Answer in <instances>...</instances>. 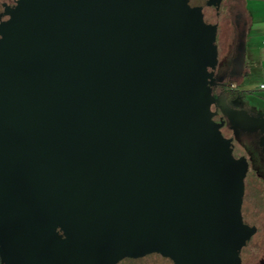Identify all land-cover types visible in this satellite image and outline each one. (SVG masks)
Wrapping results in <instances>:
<instances>
[{
    "label": "water",
    "instance_id": "1",
    "mask_svg": "<svg viewBox=\"0 0 264 264\" xmlns=\"http://www.w3.org/2000/svg\"><path fill=\"white\" fill-rule=\"evenodd\" d=\"M220 2L15 0L0 21V264H241L248 163L222 126L264 115L213 92Z\"/></svg>",
    "mask_w": 264,
    "mask_h": 264
},
{
    "label": "trees",
    "instance_id": "2",
    "mask_svg": "<svg viewBox=\"0 0 264 264\" xmlns=\"http://www.w3.org/2000/svg\"><path fill=\"white\" fill-rule=\"evenodd\" d=\"M226 1L227 0H221L218 5L219 22L215 40V44L217 45L218 49V62L215 69L214 84L212 88L213 92L217 91V93L222 94V96L226 99L227 103L230 104L233 99L243 96L246 93V90L241 88L240 86L242 84V77L244 75L246 67V31L241 29L236 21L231 20V22H229L230 19H228V15L226 13L228 9H231L232 7H235L237 6V4H239L238 0H231L229 4ZM242 5L243 7H245V0H242ZM224 19H228V22L230 24L228 30H223L221 27V22ZM204 63L205 61L202 58L193 59V64L195 65L203 66ZM228 80H236L237 86H227ZM240 107L252 111L250 106L245 102H243ZM252 113L255 114V112L253 111ZM214 118L217 119L216 116ZM224 127L227 128L229 132H231L230 128L226 124ZM230 135L234 136V155L237 156L239 154H243L246 157V161L248 163V170L246 176L250 174V178L253 180V195L255 196V198L252 202L244 201L245 203H242V214L244 213L245 208L251 209L253 213L251 223L256 226L257 231L260 229L259 216H262V221L264 224V213L260 214L264 211V191L257 185L258 179H262L264 181V166L260 163L258 152L251 142L239 137L238 135H235L233 132H231ZM236 143L238 148H240V152L238 153L234 152V149L236 148ZM117 264H174V262L170 258L162 256L158 253H150L136 258L128 257L126 259L120 260Z\"/></svg>",
    "mask_w": 264,
    "mask_h": 264
},
{
    "label": "crops",
    "instance_id": "3",
    "mask_svg": "<svg viewBox=\"0 0 264 264\" xmlns=\"http://www.w3.org/2000/svg\"><path fill=\"white\" fill-rule=\"evenodd\" d=\"M245 10L249 24L245 40L246 67L240 86L246 93L241 97L253 112L264 115V0H245Z\"/></svg>",
    "mask_w": 264,
    "mask_h": 264
},
{
    "label": "rangeland",
    "instance_id": "4",
    "mask_svg": "<svg viewBox=\"0 0 264 264\" xmlns=\"http://www.w3.org/2000/svg\"><path fill=\"white\" fill-rule=\"evenodd\" d=\"M231 0H227L226 2L229 4ZM237 6L232 7L231 9H228V11L226 12L228 15V19H230L229 22L232 21H236L239 25V27L241 29H243L244 31H246L248 24H249V17L247 15V12L245 10V7H243L242 5V0H238ZM237 16V19H236ZM227 20H223L221 22V27L223 30L227 29L230 26L229 22ZM218 94V93H217ZM244 102V99L240 96L237 97L235 99H233L230 103L231 106L234 107H240V105ZM224 133L226 134H231V132H229V130L227 128H223ZM241 134L243 136H248L245 135L246 133L241 132ZM235 153L240 152V148H238L237 143H236V148L234 149ZM264 172V170H263ZM254 177V176H253ZM258 179V178H257ZM258 187L263 189L264 191V181L262 179H258V183H257ZM254 192V185H253V180L250 178V174H248V176L245 177V194H244V199L243 202H252L255 198V196L253 195ZM244 202V203H245ZM250 210V211H248ZM264 213L261 212L260 214ZM244 217L249 220L252 221V211L251 209H244ZM262 216H259V223H260V229L257 230L251 237L250 243L247 247H245L243 249V251L245 250L247 253H250L249 255H247V257L245 258L243 264H257L259 261V258L263 257L264 255V224L262 221Z\"/></svg>",
    "mask_w": 264,
    "mask_h": 264
},
{
    "label": "flooded vegetation",
    "instance_id": "5",
    "mask_svg": "<svg viewBox=\"0 0 264 264\" xmlns=\"http://www.w3.org/2000/svg\"><path fill=\"white\" fill-rule=\"evenodd\" d=\"M14 5H15V0H0V21H1V18L4 16L5 12L9 9L10 10L13 9ZM214 94H217V91H215ZM220 116H221V113L218 112V114L216 115V117H217L216 120H218L220 118ZM225 124L230 128V131L233 132L235 135H238L239 137H241V138H243V139H245V140H247L253 144V146L256 148V150L258 152L259 161L264 166V143H263L264 129H263L262 125L255 122V121H246V120H234L232 122V125H229L227 120H226L224 125L222 126V132L225 136L232 137V138L234 137L233 135H229V134L224 133L223 128H224ZM241 132L246 133L245 135H248V136H243L241 134ZM240 155H243V154H239L237 156H240ZM243 221L249 225H253V223H251V221L247 220L244 216H243ZM251 237H250V239H251ZM249 242H250V240H249ZM249 242H248V244H249ZM247 245H245V246H247ZM245 246H243L241 251H240L241 264H243L247 255L250 254V253H247L245 250L243 251ZM257 264H264V255H263V257L259 258V262Z\"/></svg>",
    "mask_w": 264,
    "mask_h": 264
},
{
    "label": "built area",
    "instance_id": "6",
    "mask_svg": "<svg viewBox=\"0 0 264 264\" xmlns=\"http://www.w3.org/2000/svg\"><path fill=\"white\" fill-rule=\"evenodd\" d=\"M227 85H228L229 87H236V86H237V83H236L235 80H229V81L227 82Z\"/></svg>",
    "mask_w": 264,
    "mask_h": 264
}]
</instances>
